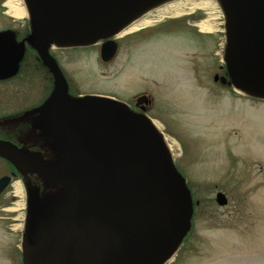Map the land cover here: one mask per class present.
<instances>
[{"label": "water", "instance_id": "water-1", "mask_svg": "<svg viewBox=\"0 0 264 264\" xmlns=\"http://www.w3.org/2000/svg\"><path fill=\"white\" fill-rule=\"evenodd\" d=\"M171 1L23 0L31 25L25 42L54 79L44 109L51 117L47 108H53L56 134L75 133L55 136L60 159L51 168L36 160L30 164L26 153L0 145V154L22 174L66 187L60 201L29 199L23 264H166L177 252L189 229L192 202L163 134L123 103L70 99L48 52L49 45L86 47L112 37ZM215 1L225 20L227 75L244 96L264 101V0ZM106 44L104 61L116 46ZM23 54L24 41L17 43L12 32L0 33V80L17 74ZM7 183L0 180V193ZM216 203L227 204L222 193Z\"/></svg>", "mask_w": 264, "mask_h": 264}, {"label": "rangeland", "instance_id": "rangeland-1", "mask_svg": "<svg viewBox=\"0 0 264 264\" xmlns=\"http://www.w3.org/2000/svg\"><path fill=\"white\" fill-rule=\"evenodd\" d=\"M6 3L0 0V32L13 29L3 7ZM213 4L217 9L209 11L211 15L220 13L211 21V32H203L200 38L194 30L209 15L187 9L178 18H165L152 24L145 35L125 41L127 47L110 66H98L94 51L73 58L59 51L56 57L63 70L74 75L83 94L103 92L127 101L145 93L154 99L148 115L165 134L174 170L192 202L188 232L167 264H264V103L245 97L228 78L224 19L217 3ZM178 50L175 58L181 71L173 58ZM33 54L27 52L16 77L0 80V89L8 93L34 87L31 104L43 98L42 88L48 85L46 69H29ZM195 60L196 73L189 69ZM89 73L105 77H99V86H94ZM8 99L15 101L12 95ZM5 127L10 136L19 133L36 143L40 165L51 168L60 159L56 148L61 142L49 136L46 127V132L38 128L29 115L20 124L8 122ZM32 176L29 184L40 203L62 200L65 186ZM15 191L16 186L8 190L5 202ZM218 193L227 200L223 207L216 203ZM19 195L18 206L2 205L1 200L0 209L23 208L22 190ZM0 216L19 217L17 221L0 219V264H21L15 246L19 247L21 233H25L26 213L22 209L0 212ZM11 227L15 229L10 231Z\"/></svg>", "mask_w": 264, "mask_h": 264}, {"label": "flooded vegetation", "instance_id": "flooded-vegetation-1", "mask_svg": "<svg viewBox=\"0 0 264 264\" xmlns=\"http://www.w3.org/2000/svg\"><path fill=\"white\" fill-rule=\"evenodd\" d=\"M188 14V13H187ZM191 14V13H190ZM168 19H172V18H168ZM12 25H13V29H10L15 36V40L17 41V43H20L22 41H24V54L23 57L19 63V71L21 70V68L23 67V63L25 62L26 59V55L27 52H32L34 53V60L29 61L30 62V66L29 69L31 68H36L35 66H42L44 69H46V81L48 82V85L45 83V85L42 88V94H43V98L38 100V103H34L31 104L29 103V98H31V94L32 92L35 93V89L34 87H28L26 86L25 89H17V90H12L11 93H8L7 90L0 89V145L1 146H8L11 147L14 151H18V152H24L28 155L29 159V163L34 165V162L37 158L36 156V152L38 150L36 143L30 142L28 139H26L22 134L19 133H13L12 136H10L7 132V129L5 127V124L8 122L11 123H19L22 121L23 116L25 115H29L30 118L34 119L36 125L38 128L44 129L45 127L48 129L45 132L51 136L54 137L61 135L63 137H71L73 136L75 133L71 130L69 131H65L64 134L59 132V134H56V126L54 125L55 123V118L54 116H52V112L53 108L48 107V112L51 115V117L47 116L46 110L44 109V105L46 104V102L51 98L52 93H53V89H54V79L51 75V73L49 72V70H47V68L44 66V63L42 62L41 58L37 55V53L34 52V49L29 46L26 42L25 39L27 38V36L30 34L31 32V26H30V22L28 20H25L23 22L22 25H17L15 24V21H12ZM149 27L151 26H147V27H143L140 28L138 30H135L133 32L127 33V34H119V35H113L112 37L106 38V39H97V41L90 45V46H86V47H77V48H55L52 45H49L48 47V52L49 55H51V57L55 60V62L57 63L59 69L61 70V73L65 79V83H66V94L70 99H81L84 97H103V98H107L110 100H114L116 102L119 103H123L127 106V108L133 112L134 114H138V115H145L147 117H150L148 114L153 106V101L154 99L145 93H137L131 96V98H129L127 101L122 100L120 97L118 98L116 95H109V94H104L103 92H90L87 94H83L81 92H79L78 90V86H77V81L74 79V75L71 74H67L65 70H63V68L61 67V65L59 64V61L56 57V52H62V53H68L69 56L71 58H73L75 56V54H78L80 52H89V51H94L95 52V59L94 61L97 62L98 66H110L111 64H113L117 58L119 57L121 51L124 49V47L127 46H123L124 42L127 40H131V39H135L138 38L139 36L145 35L146 32L148 31ZM194 27V26H193ZM197 28V26H195ZM195 32V36L200 38V34H203L202 31H200L199 28H197V30H194ZM194 38V37H193ZM108 41H114L116 43L115 46V54L112 56V58H110L108 61H104L102 59V49L104 47V52L107 54L108 51V46H106V42ZM195 42H197L198 40H194ZM178 51H175L173 58L176 59V66L178 67V69H180V65L177 63V58H175L177 55ZM199 62V60H198ZM197 66L198 63L197 61H193L192 62V66L190 64L189 68L191 71H193L194 73L198 72L197 71ZM31 67V68H30ZM221 70V68H220ZM18 71V74H19ZM181 71V69H180ZM227 73V71H226ZM91 77L92 78L90 80H92V83L94 86H99V79L105 77V74H92L90 75V73L87 75V77ZM100 77V78H99ZM96 79V80H95ZM10 91V90H9ZM24 93V94H23ZM9 95H12L15 101H10ZM25 98L22 101L20 100V98ZM61 106V114L64 110V107L62 104H60ZM48 120V121H47ZM44 127V128H43ZM67 139V138H66ZM28 140V141H27ZM69 141V140H68ZM55 147V146H54ZM56 150L58 151V149L56 148ZM0 152H2V150H0ZM16 153V152H14ZM19 156V155H17ZM21 163H24V160H21ZM34 176L32 175H28V174H22L21 172H19L16 167L4 156L0 154V180L1 179H8V183L6 185V187L1 191L0 193V202L1 200H6L5 198V194L8 192V190L10 188H12L13 186H16L22 190L23 195H24V204H23V208H6L3 207L1 208L0 212H11V213H16L20 210H24L25 213H27L28 215V207H29V199L32 198L34 196V188L32 185L29 184V181L33 180ZM32 186V187H30ZM21 192V191H20ZM19 192V193H20ZM19 193H16V191L14 192V194L12 195V198L8 201L3 203L2 205H14V206H18L19 202H20V198L19 197ZM3 214V213H2ZM25 216V214H24ZM0 219H6V220H12V221H17L19 219L18 218H12V217H1ZM15 225V224H14ZM15 229V228H14ZM13 227L9 228L10 231L14 230ZM15 250L19 251V247L18 245L15 246ZM21 255V254H20ZM21 262L23 264V258L21 256Z\"/></svg>", "mask_w": 264, "mask_h": 264}, {"label": "bare ground", "instance_id": "bare-ground-1", "mask_svg": "<svg viewBox=\"0 0 264 264\" xmlns=\"http://www.w3.org/2000/svg\"><path fill=\"white\" fill-rule=\"evenodd\" d=\"M213 0H175L164 4L162 7L154 8V11L147 12L142 18L133 23L128 29L123 31L122 35L133 32L143 27L151 26L156 22L162 21L167 17H178L185 14V11L188 9L190 12L195 10H202L206 12L208 18L202 21L198 27L203 32H211L212 23L211 21L218 17V11L216 16L211 15V10L217 9L213 4ZM8 8V13L16 19H22L26 15V10L22 5V0H7L5 5ZM158 125L157 123H155ZM158 127V126H157ZM172 147L170 146V149ZM21 190L17 187L16 193H19Z\"/></svg>", "mask_w": 264, "mask_h": 264}]
</instances>
